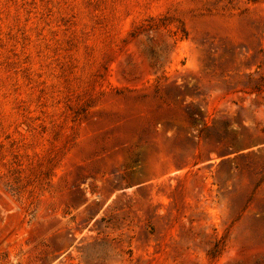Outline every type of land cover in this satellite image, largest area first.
<instances>
[{
  "label": "rangeland",
  "instance_id": "rangeland-1",
  "mask_svg": "<svg viewBox=\"0 0 264 264\" xmlns=\"http://www.w3.org/2000/svg\"><path fill=\"white\" fill-rule=\"evenodd\" d=\"M0 264H264V0H0Z\"/></svg>",
  "mask_w": 264,
  "mask_h": 264
}]
</instances>
